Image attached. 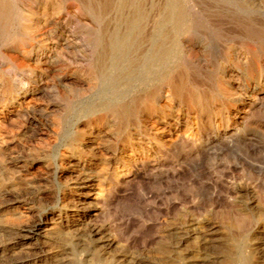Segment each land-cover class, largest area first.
<instances>
[{
    "label": "rangeland",
    "instance_id": "obj_1",
    "mask_svg": "<svg viewBox=\"0 0 264 264\" xmlns=\"http://www.w3.org/2000/svg\"><path fill=\"white\" fill-rule=\"evenodd\" d=\"M65 5L67 15L60 0H14L13 14L25 18L21 31L14 23L0 36V264H264V90L245 109L248 124L238 134L234 127L224 134V118L243 114L232 104L240 93L213 84L209 108L189 112L190 119L177 124L174 131L186 135L176 146L167 145L163 121L144 120L143 114L115 130L93 124L95 104L104 101L102 88L88 92L86 81L70 75L81 65L79 49L57 63H36L39 47L50 49L55 36L75 38L64 23L80 15L73 2ZM208 9L213 11L211 4ZM252 18L257 20H222L221 30L206 16L199 18L212 38L206 59L213 73L223 75L225 48L234 56L248 45L243 29L254 21L264 54V14ZM21 41L30 43V55H23ZM229 70L250 91L262 81L255 70ZM23 96L30 105L20 104Z\"/></svg>",
    "mask_w": 264,
    "mask_h": 264
},
{
    "label": "bare ground",
    "instance_id": "obj_2",
    "mask_svg": "<svg viewBox=\"0 0 264 264\" xmlns=\"http://www.w3.org/2000/svg\"><path fill=\"white\" fill-rule=\"evenodd\" d=\"M13 1L14 0H0V36H4L5 34H8L9 32H11L13 30L14 23L19 24L18 30L21 31L20 25L25 20V18L20 17V16L17 17L13 14V8H14L13 7ZM67 1H71L75 4V9L80 15L77 17L79 19H77L74 23L66 22L64 20L65 21L64 25H66V26L68 25L69 28L73 30L71 32L74 33L75 38L72 37L74 39H70L68 36H64L61 34L59 36L57 35V37L55 36L56 38L54 37V39H56V42L52 43L50 49H47V50L41 49L38 46L39 47V49H38L39 54H37V55H39L40 58H38L36 60V63L41 65V66L57 63L59 60L60 61L63 60L62 56H70V55L72 56L73 51L75 49L76 50L79 49L78 52L80 55L79 54L78 55L80 58L79 62H81V65L78 64V67L73 69L72 73L70 75L71 76L72 75L77 76L78 77L77 81H80V80L86 81L88 84V88H87L88 92L95 91L97 89V87H101L102 88V95H103V99H104V101L102 103L95 104L96 109L93 111V118L91 119V123L96 124V125H100V126H106L108 124L109 125L108 128L115 130V126L117 127L120 123L124 122L123 120H127V118H129L131 116H139V115L143 114L142 118L144 120L146 119L147 121H149L152 118H157V119L163 121L164 126H163L162 132L167 133V137H168V139L166 140L167 145L176 146L177 144H179L180 141L181 142L183 141L182 138L186 135V134L183 135L182 133H181L182 135H180V134L176 133L177 131H174V130H177V124L178 123H186L187 120H185L184 117L189 118V112L190 113L191 112L196 113L197 111H204V110L209 108V106L211 105V98H212V93L210 92L209 87L212 86L210 84H213L216 87L224 85L228 89H235L236 91H238V93H240V96L238 95L239 97L237 99L233 100L232 104L234 105L233 106L234 109H236V110L238 108L242 109L243 114H241L240 116L236 112H230L229 114H226V115L224 114L225 115L224 119L226 121L224 134H225V132L229 134L228 131H230V129L233 127H234L233 128L234 130L232 129L231 131H235V133H237V134L241 133L242 130H244L246 128V126L248 124V120H247L248 117L246 118L244 116V114H247L245 109L253 106L255 104L256 93L261 91L262 89L264 90V54L262 53V51L258 45L259 41H260V34H259L258 28L256 26V24L258 25V23H256V21H254L255 24L252 22V24H250L249 27H246L243 29L244 34L247 36L249 43L245 48L242 49V51L240 53H237L233 56L232 49H230V48H225L222 51L223 58H225V66H224L223 75H222V77H220L219 75H216L217 73L215 74L211 71L210 62L208 59H206V57L210 56V54H211L210 52H211L212 38L206 32L205 24L203 22H201L199 20V18L202 17V15L206 16L208 20L209 19L213 20L212 22H213L214 26L220 30L222 28L224 29L226 26V23L222 20H257L256 18L253 19L252 17H255L259 12H262L264 14V4H263L264 2L262 0H60V3L62 5V9L65 10L64 13L66 15L68 13L67 12L68 10H66L65 2H67ZM190 2H193V4L192 3L190 4ZM43 4H42V6H43ZM209 4H211V9H213V11L208 9ZM43 9L44 8H42V10ZM32 12H34V11H32ZM47 13H49V12L47 11ZM107 14H114L115 16H114L113 20H111V21L110 20H104V18L107 16ZM245 14H248L249 18H247V15H245ZM74 15H76V14H74ZM69 16H71V15H69ZM38 17H39V15H38ZM48 24H49V22H48ZM35 25H36V23H35ZM44 28H46V27H44ZM50 28H51V26H50ZM52 30H54V29H52ZM74 30H78L79 34L75 33ZM23 36H25V35H23ZM49 39H50V37H49ZM196 39H199V41L198 42L195 41ZM59 41H63V44L59 45ZM18 42H20V41H18ZM6 45H7V43H6ZM32 45H33V43H32ZM37 45H38V43H37ZM49 45H50V42H49ZM21 46H22L21 50H23L25 53L23 55H26V54L30 55L31 54L30 52L32 51V47L30 46V43H29V45H27V43H23V41H21ZM78 52H74V53H78ZM21 53L22 52L20 51V54ZM11 55H14V54H11ZM21 57L23 58V56H21ZM68 59H71V58H68ZM75 62H77V61L75 60ZM231 66L242 67V68H244V70L246 72H248V70H251V71L255 70L256 73L259 74L260 77H262L263 82L262 81L257 82L256 85L254 86L253 90L250 91V88H249L247 82L245 81L243 84H241L240 80L236 76H234V74H233L234 72L229 70V68ZM38 69H39V67H38ZM59 69H61V68H59ZM41 71H42V69H41ZM66 74H64V75H66ZM248 77H249V79L248 78L247 79L250 80L252 77V73ZM84 81H82V82H84ZM58 84H60V83H58ZM45 87H47V86H45ZM47 88H46V90H47ZM38 89H40V88H38ZM65 91H67V90H65ZM77 91H79V90H77ZM216 91H217V89H216ZM242 91L244 92V94L241 93ZM81 93H82V91H81ZM12 94H14V93H12ZM84 94H86V93H84ZM93 94H95V93H93ZM245 94L247 96L246 98H245ZM14 97H16V96H14ZM27 98L28 97L23 96L20 100L21 101L20 104L25 105L24 107L30 105L28 103L31 100L28 103H26ZM44 98H46V97H44ZM67 98H68V96H67ZM1 99H2V97H1ZM75 99H77V98H75ZM8 101H9V99H8ZM12 101H14V100H12ZM214 101H215V99H214ZM246 101H249V102L246 104ZM47 102H48V100H47ZM96 102H97V100H96ZM1 103H3V102H1ZM82 104H84V103H82ZM182 105L186 107V110L182 109ZM2 106H3V104H2ZM32 106H34V105L32 104ZM17 107H19V106H17ZM29 107H31V106H29ZM23 109H25V108H23ZM27 111H28V109H27ZM55 113H57V112H55ZM39 115H40V113H39ZM21 116H19V117H21ZM25 116H27V115H25ZM231 117H233V118L237 117V118L232 120ZM137 119H140V118H137ZM230 119L232 120V122L230 121ZM238 121H241V122L238 123ZM54 123L56 125V122H54ZM192 125L194 126V124H192ZM49 128H51V127H49ZM218 129H220V128H218ZM152 130H158V128L152 127ZM36 131L37 130H35V132ZM50 133H51V131H50ZM52 133H53V131H52ZM228 134H226L227 138L230 137L229 136L230 134L229 135ZM123 136H124V134H123ZM152 136H154V135H152ZM81 137H83V136L80 135V139H81ZM194 137L195 136H191L192 139ZM196 139H197L196 141H199L198 138H196ZM98 140L102 141L100 138H98ZM88 142H89V140H88ZM94 142H93V144H94ZM110 143H111V141H110ZM184 143H186V142H184ZM191 145H192V143H191ZM79 147H81V145ZM106 147H105V149H106ZM178 147H180V146H178ZM180 148H182V147H180ZM183 148H184V146H183ZM39 149H40V147H39ZM75 149L77 150V148H75ZM80 150H81V148H80ZM97 151H98V149H97ZM102 156H101V158H102ZM44 158H42V159H44ZM87 159H88V157H87ZM98 162H99V160H98ZM35 163H36V161H35ZM145 163H147V162H145ZM58 167L56 169H58ZM126 167L128 168V166H126ZM47 168H48V166H47ZM82 168H83V166H82ZM75 169H77V168H75ZM92 178H93V176H92ZM97 179H98V177H97ZM91 182H93V181H91ZM97 186H99V185H97ZM101 189H103V188H101ZM101 193L104 194V192H101ZM80 200H82V199H80ZM18 211H20V210H18ZM51 221H49V222H51ZM48 235H50V234H47V236ZM43 238H44V236H43Z\"/></svg>",
    "mask_w": 264,
    "mask_h": 264
}]
</instances>
